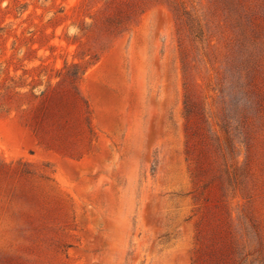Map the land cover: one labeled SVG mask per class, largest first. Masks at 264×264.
Listing matches in <instances>:
<instances>
[{
  "label": "rangeland",
  "instance_id": "obj_1",
  "mask_svg": "<svg viewBox=\"0 0 264 264\" xmlns=\"http://www.w3.org/2000/svg\"><path fill=\"white\" fill-rule=\"evenodd\" d=\"M0 264H264V0H0Z\"/></svg>",
  "mask_w": 264,
  "mask_h": 264
},
{
  "label": "trees",
  "instance_id": "obj_2",
  "mask_svg": "<svg viewBox=\"0 0 264 264\" xmlns=\"http://www.w3.org/2000/svg\"><path fill=\"white\" fill-rule=\"evenodd\" d=\"M186 96H187V95H186ZM81 109H82V107H81ZM185 112H186V118H187V120H189V119H190V108H189V105H188V96H187L186 99H185ZM87 113H88L87 107H86L85 109H82V114H81V117H82V124H83L84 126L90 128L89 117H88L87 115H85V114H87ZM83 115H84V116H83ZM67 123H68V120L65 119V120H64V124H61V123H60L59 125H60L61 127L64 128V126L67 125ZM35 131H37V133L40 132V128H39V126H36V127H35ZM193 135H194V133H189V136H193Z\"/></svg>",
  "mask_w": 264,
  "mask_h": 264
}]
</instances>
